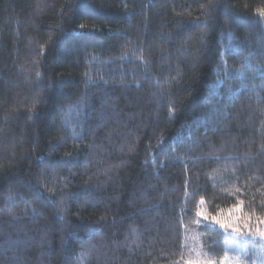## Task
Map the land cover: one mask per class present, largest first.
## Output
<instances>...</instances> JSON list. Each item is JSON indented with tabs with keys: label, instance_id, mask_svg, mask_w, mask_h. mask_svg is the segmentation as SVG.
<instances>
[{
	"label": "trees",
	"instance_id": "trees-1",
	"mask_svg": "<svg viewBox=\"0 0 264 264\" xmlns=\"http://www.w3.org/2000/svg\"><path fill=\"white\" fill-rule=\"evenodd\" d=\"M229 209L264 218V0H0V264H264Z\"/></svg>",
	"mask_w": 264,
	"mask_h": 264
},
{
	"label": "snow or ice",
	"instance_id": "snow-or-ice-1",
	"mask_svg": "<svg viewBox=\"0 0 264 264\" xmlns=\"http://www.w3.org/2000/svg\"><path fill=\"white\" fill-rule=\"evenodd\" d=\"M233 208L236 211H242V204L233 206ZM196 216L198 221L203 220L209 227L218 226L220 229H223L225 238H227V233L231 232L240 240H247L250 237L252 240L258 239L264 241V229L258 226L253 228L250 223L251 217L233 216V209H229L227 215H224L223 212L217 215H210L207 211H197ZM242 221L243 223H241ZM257 224H264V218L258 217ZM245 229L247 230V237L245 236ZM201 254L207 255V253ZM186 264H216V262L211 259L204 261L189 260ZM221 264H223V262H221Z\"/></svg>",
	"mask_w": 264,
	"mask_h": 264
},
{
	"label": "rangeland",
	"instance_id": "rangeland-1",
	"mask_svg": "<svg viewBox=\"0 0 264 264\" xmlns=\"http://www.w3.org/2000/svg\"><path fill=\"white\" fill-rule=\"evenodd\" d=\"M227 213L228 212H226V214ZM233 216H235V215L233 214ZM257 226L260 227L261 229H264V226L261 224H259ZM245 236H247V235H245ZM257 252H259V254H261V252L259 250H254L252 253L253 259H248L246 257V254L244 253L243 248L242 247L240 248L239 246H235L231 253H228L222 259L218 260L216 262V264H221V262H223V264H243L244 259L251 260L253 262V264H256ZM244 264H248V263H244Z\"/></svg>",
	"mask_w": 264,
	"mask_h": 264
}]
</instances>
